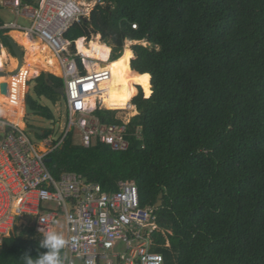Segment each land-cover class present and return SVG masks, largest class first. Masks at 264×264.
Returning a JSON list of instances; mask_svg holds the SVG:
<instances>
[{
  "label": "trees",
  "instance_id": "1",
  "mask_svg": "<svg viewBox=\"0 0 264 264\" xmlns=\"http://www.w3.org/2000/svg\"><path fill=\"white\" fill-rule=\"evenodd\" d=\"M103 1L65 37L73 56L77 40L98 35L111 62L129 55L123 80L132 94L125 99L137 111L127 124L129 147L85 148L70 132L50 153L48 169L55 178L82 175L110 193L134 182L141 206L157 216L153 251L165 264H264V0ZM21 2L38 7L41 0ZM4 26L0 16L2 44L14 56ZM127 42L136 44L126 49ZM107 47L92 46L104 57ZM49 80L40 75L34 91L57 105L64 82ZM27 102L55 122L49 107ZM117 114L93 115L103 125H122ZM42 131V141L56 136L53 128ZM40 238L31 228L4 239L0 264H22L24 253L35 258Z\"/></svg>",
  "mask_w": 264,
  "mask_h": 264
},
{
  "label": "built area",
  "instance_id": "2",
  "mask_svg": "<svg viewBox=\"0 0 264 264\" xmlns=\"http://www.w3.org/2000/svg\"><path fill=\"white\" fill-rule=\"evenodd\" d=\"M103 0H41L38 7L24 6L21 0H0V4L19 17L32 21L27 30L17 22L9 27L38 37L55 55L62 70L67 98L68 120L63 137L54 145V137L42 146L33 144L28 134L6 118H0V246L17 229L31 226L60 232L61 221L69 241L63 251L64 264H165L164 256L154 252V235L161 232L153 208L140 203L137 185L121 182L116 192L88 182L82 175L65 172L55 178L47 159L60 147L66 136L78 132L80 145L104 143L113 150H127V124L103 125L93 116L97 109H108L103 101L111 73L107 57L92 48L93 41L82 38L73 43L65 37L77 23L89 19ZM82 46L92 52L83 53ZM100 46L106 47L100 36ZM81 62L82 68L79 64ZM134 98V97H133ZM131 110H135L132 100ZM111 110V109H108ZM120 110V109H118ZM29 218V221L27 220ZM56 225L58 229L56 228Z\"/></svg>",
  "mask_w": 264,
  "mask_h": 264
},
{
  "label": "rangeland",
  "instance_id": "3",
  "mask_svg": "<svg viewBox=\"0 0 264 264\" xmlns=\"http://www.w3.org/2000/svg\"><path fill=\"white\" fill-rule=\"evenodd\" d=\"M0 16L4 19V22H6L7 24H12V23L17 22V24L20 27H22L23 29H27V30H29L32 27V21H30L29 19H27L23 16L18 17L14 12H12L10 10L3 11L2 13H0ZM20 31H22V30H20ZM26 35L27 34L25 32H23L22 35H18L19 37L22 38V41H21L22 43L18 42L15 38H13L16 41V43L19 45L20 49L23 50L24 56H25L24 65L21 67L20 74H19V76L21 77V81H22L21 88H22V92H23V97L27 92V88L25 87V82L28 79H30V76H31L29 74L30 73L29 70H31L33 68L40 70L38 75H37V76H39L41 73H50L52 71L50 69L52 68V69H54V71H56L54 73L56 75H59L58 74L59 73V66H58L57 60L53 57V55L50 52V50L48 49V47L38 37H34L32 40H30ZM16 38H18V37L16 36ZM26 39L29 40L32 49L38 50L43 54V56L41 57V60H38V58L34 57L35 53H32L31 55L27 54V49H26V46L24 45V41ZM91 41H93V43H92L93 45H99L98 42L100 41V36L98 35V36L92 37ZM134 44H136V43L135 42H127L125 48L128 49ZM6 52L3 51L0 54V61H2L6 67L5 68L6 70H4V71H13L18 67V61L15 58H13V59L10 58V56L12 55L10 49L6 48ZM128 57H129V55H128ZM121 58L119 60H121ZM4 65H2V66H4ZM128 67H129V63L118 68L122 74V77L120 76L122 79L125 75H127ZM57 71H58V73H57ZM6 78H9V77H7V75H5V76L0 75V79H6ZM2 82H4V81H1L0 83H2ZM34 87H35V80L31 81L29 83V95H30V97H32L34 100L38 101L43 106L49 107L51 109L52 113L55 115V122H52V121L45 119L40 114L28 115L24 119H22V117L24 115L22 112L24 110H22L21 114L19 113V115L15 114V117L19 120L22 119V123L28 127H33V128H37V129H41V130H47V129L53 128L56 131V136L54 138H56V139L58 137L60 138L63 131L66 129L67 120H68L67 106H66L67 104H66V100H65L64 95H61L59 103H57V105H54L53 103H51L50 101H48L45 98H42V99L38 98L37 95L35 94ZM138 87H141V86H137V89H138ZM144 95H145V93H144ZM2 96H6V95H2ZM120 96H122V95H120ZM145 97H146V95H145ZM112 111H118V114H117L118 117H121L123 119H131L135 115H137L136 109L131 110L130 108L120 109V110L113 109ZM10 120L12 122L16 123L12 119H10ZM16 124H18L22 127V124L20 121ZM28 137L33 142V144H36L38 146L43 145L44 141H42L41 138L38 137L35 133H28ZM74 140H75L76 144H80L81 137H80V134L78 132H76L74 134ZM61 225H62V230L59 233L65 235L66 230H65V226H64L63 221H61ZM31 226L25 227V229H22V228L17 229L15 235L27 234L28 230L31 229ZM56 228L58 229L57 225H56ZM74 261L76 264H82V261L80 259H74Z\"/></svg>",
  "mask_w": 264,
  "mask_h": 264
},
{
  "label": "bare ground",
  "instance_id": "4",
  "mask_svg": "<svg viewBox=\"0 0 264 264\" xmlns=\"http://www.w3.org/2000/svg\"><path fill=\"white\" fill-rule=\"evenodd\" d=\"M24 45L26 46L28 55L35 53L34 57L38 58V60H41V57L43 56V54L38 50L32 49L29 40L26 39L24 41ZM91 46H96L102 49L103 52L105 53V49H104L105 47L100 46V45H93V44H91ZM79 48L83 53L87 55L86 53L87 49H85L82 46L81 41L79 42ZM128 63H129V57L127 54H124L121 60L111 63L108 66V69L110 70V73H111V77L109 81L106 84H104L107 89V93L103 97V101L108 109L117 110V109H127L129 107L130 102L127 101L126 99L123 100L118 96V94H121L123 92H128V94H131L128 83L126 84L123 82L124 80L121 78L122 74L118 69L119 67L126 65ZM2 65H4V63L0 61V69H3L4 66ZM31 70H29L30 72L29 74H31ZM1 81L7 82L9 86H8V94L6 96H2L0 93V116L6 117L8 119H12L16 123H18L20 120L15 117V114L19 115V113L21 114V111L24 110L23 108L24 107V101H23L24 97H23V92L21 88V85H22L21 77L19 76L14 79H8V78L0 79V82ZM23 114H24V111H23Z\"/></svg>",
  "mask_w": 264,
  "mask_h": 264
},
{
  "label": "clouds",
  "instance_id": "5",
  "mask_svg": "<svg viewBox=\"0 0 264 264\" xmlns=\"http://www.w3.org/2000/svg\"><path fill=\"white\" fill-rule=\"evenodd\" d=\"M39 252L33 258L29 253L20 257L22 264H64L63 251L69 241L59 232L42 229L40 231Z\"/></svg>",
  "mask_w": 264,
  "mask_h": 264
},
{
  "label": "crops",
  "instance_id": "6",
  "mask_svg": "<svg viewBox=\"0 0 264 264\" xmlns=\"http://www.w3.org/2000/svg\"><path fill=\"white\" fill-rule=\"evenodd\" d=\"M1 5V4H0ZM8 10H10V11H12V9H10V8H6V7H4V6H2L1 5V11H0V13H2L3 11H8ZM13 12V11H12ZM3 19V18H2ZM3 21H4V19H3ZM13 24V23H12ZM12 24H7L6 22H5V27H9L10 25H12ZM6 29H9L10 30V32L7 34L8 35V37H10V40L11 39H13V38H15L18 42H20V43H22L21 41H22V38L21 37H18V35H22V33H23V31H20V30H18V29H10V28H6ZM16 36L18 37V38H16ZM30 40H32L34 37H31V36H29V35H26ZM14 40V39H13ZM80 40V39H79ZM15 41V40H14ZM16 42V41H15ZM18 45V44H17ZM19 46V45H18ZM107 47V46H106ZM20 48V47H19ZM109 50H110V52H111V49L109 48V47H107ZM49 49V48H48ZM22 50V49H21ZM50 50V49H49ZM126 50V49H125ZM6 52V48L3 46V44H2V41H1V38H0V54L2 53V52ZM23 51V50H22ZM50 52L52 53V51L50 50ZM7 53V52H6ZM126 54V53H125ZM52 55H53V57L56 59V57H55V55L52 53ZM10 58L11 59H13V58H15V56H10ZM16 59V58H15ZM57 60V59H56ZM23 61H25V56H24V52H23ZM13 62V61H12ZM129 62H130V59H129ZM57 63H58V66H59V73H58V71H57V73L59 74V75H56L54 72H56V71H54V69H50V70H52L50 73H41L40 75H42V74H45V76L46 75H53V76H55V77H57V78H60V79H62V77H61V75H62V70H61V68H60V65H59V62H58V60H57ZM111 63H114V62H111ZM110 63V64H111ZM23 65H24V62H23ZM22 65V66H23ZM21 66V67H22ZM21 67H20V69H21ZM6 67H5V65H4V67H3V69H0V75L1 76H5V73L7 74V77H9L8 79H14V78H17V77H19V74H20V70H19V73H18V75H16V76H10V74H8V73H11L12 71H4V70H6L5 69ZM18 68V67H17ZM16 68V69H17ZM15 69V70H16ZM130 70H131V67H130ZM14 71V70H13ZM131 72L132 73H135V72H133L132 70H131ZM39 75V76H40ZM39 76H37V75H34L32 78H30V79H28L26 82H25V87L27 88V92H26V94L24 95V115H23V117H22V119H24L26 116H28V115H33V114H37V111H35V110H33V109H31L32 111H34V113H28V111H27V109H26V104H28V102H27V99H28V97H30V95H29V83L31 82V81H34V80H36ZM63 80V79H62ZM123 81V80H122ZM5 82V81H4ZM47 83L48 82H50L51 83V81L48 79V81H46ZM63 82H64V80H63ZM124 82V81H123ZM7 83V82H6ZM124 83H126V82H124ZM127 84V83H126ZM49 85V84H48ZM128 85H129V87H130V91H131V94H132V90H131V86H130V84L128 83ZM8 86H9V84H8ZM59 89V88H58ZM64 96H66V94H65V82H64ZM138 90V89H137ZM1 93V92H0ZM131 94H128V92H123V93H121V94H118V96L121 98V99H123V100H125V96H127V97H130L131 96ZM3 95V94H2ZM61 95V94H60ZM120 95H122V96H120ZM124 96V97H123ZM123 97V98H122ZM67 99V98H66ZM66 104H67V100H66ZM29 105V104H28ZM30 106V105H29ZM67 106V105H66ZM31 108V107H30ZM23 113V112H22ZM68 114V113H67ZM94 116V115H93ZM0 118H6V117H2V116H0ZM6 119H8V118H6ZM22 119L20 120V122H21V124H22V127H20L18 124H16V123H14V122H12L10 119H8L10 122H12V123H14V124H16V125H18L20 128H22L24 131H25V129H27L28 128V126H25L23 123H22ZM30 128H33V127H30ZM37 129V128H36ZM39 130H41V129H39ZM42 131V130H41ZM43 132V131H42ZM27 133V132H26ZM33 133V132H32ZM28 134V133H27ZM36 135H39V134H37V133H35ZM43 135V134H42ZM42 135H40V136H42Z\"/></svg>",
  "mask_w": 264,
  "mask_h": 264
},
{
  "label": "water",
  "instance_id": "7",
  "mask_svg": "<svg viewBox=\"0 0 264 264\" xmlns=\"http://www.w3.org/2000/svg\"><path fill=\"white\" fill-rule=\"evenodd\" d=\"M9 43H10V46H11L12 51L14 53V56H15L16 60L18 61V68L16 70L12 71L11 73H8V74H10V76H16V75H18L20 67L23 65V62H24L23 61V51L19 48V46L17 45V43L13 39H11L9 41ZM5 75H7V74L5 73ZM48 79H49V76L46 75L45 80L48 81ZM48 84L51 85L50 82H48ZM0 92L3 95L8 94V83H6V82L0 83ZM56 92L58 94L64 95V89L63 88L56 89ZM26 109H27L28 113H34V111L31 110V108L28 104H26ZM25 132H27V133L33 132V133H37L39 135L43 134V132L41 130L36 129V128H30V127L25 129ZM50 162H51V159H47V163H50ZM162 203H163V194H161L159 196V200H158L155 207L157 209H159L162 206ZM27 220L29 221V218H27Z\"/></svg>",
  "mask_w": 264,
  "mask_h": 264
}]
</instances>
